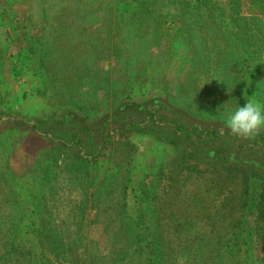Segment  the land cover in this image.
I'll list each match as a JSON object with an SVG mask.
<instances>
[{
    "label": "rangeland",
    "instance_id": "obj_1",
    "mask_svg": "<svg viewBox=\"0 0 264 264\" xmlns=\"http://www.w3.org/2000/svg\"><path fill=\"white\" fill-rule=\"evenodd\" d=\"M247 100L264 0H0V264H264Z\"/></svg>",
    "mask_w": 264,
    "mask_h": 264
},
{
    "label": "clouds",
    "instance_id": "obj_2",
    "mask_svg": "<svg viewBox=\"0 0 264 264\" xmlns=\"http://www.w3.org/2000/svg\"><path fill=\"white\" fill-rule=\"evenodd\" d=\"M226 125L231 133L241 138L251 139L260 129H264V105L253 100L232 109H223Z\"/></svg>",
    "mask_w": 264,
    "mask_h": 264
},
{
    "label": "trees",
    "instance_id": "obj_3",
    "mask_svg": "<svg viewBox=\"0 0 264 264\" xmlns=\"http://www.w3.org/2000/svg\"><path fill=\"white\" fill-rule=\"evenodd\" d=\"M234 13H235V17H239L240 15H239V11H234ZM240 18V17H239ZM238 18V19H239ZM222 20V19H221ZM221 20H219L218 22H221ZM32 128L34 129V130H36V127L34 126V125H32ZM174 128L176 129L175 131H177V130H180V128H181V125L180 124H177V123H175L174 124ZM137 132H140V130L139 131H137ZM75 135V134H74ZM190 135V133H185V135H184V133L182 134V136H184V137H186V136H189ZM50 138V137H49ZM53 139V138H52ZM74 140V139H73ZM204 163H207V164H209V165H211V166H214V161L212 160V159H210V160H208V159H206V161H204ZM214 168H215V170H216V172L217 173H219V174H222V173H224L225 171L226 172H231V173H235V174H237L238 176H239V178H241V179H243V181H247V177H248V174H246L244 171H242V170H240V169H237L235 166H233V165H223V166H220V167H216V166H214ZM221 168L223 169V171L221 170ZM222 171V172H221ZM259 178L262 180V182H261V186H262V190H263V192H262V195H261V200H263V202H264V176H261V175H259ZM247 184V183H246ZM245 197H246V189H244V194H243ZM247 198V197H246ZM246 198H244L243 200V204H244V206L246 205V202H247V199ZM257 219H259V220H262V222H263V225L261 226V228H262V231H263V233H264V211L262 212V211H259V215H258V217H257ZM238 236V235H237ZM152 260L156 263V264H162V262H163V260H164V255H163V251L160 249V248H158V249H156V253H154L153 255H152Z\"/></svg>",
    "mask_w": 264,
    "mask_h": 264
}]
</instances>
